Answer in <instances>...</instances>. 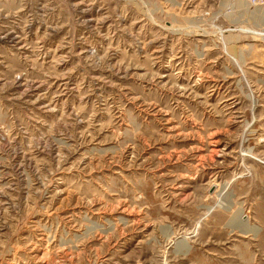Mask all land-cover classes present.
Returning a JSON list of instances; mask_svg holds the SVG:
<instances>
[{"label":"rangeland","instance_id":"rangeland-1","mask_svg":"<svg viewBox=\"0 0 264 264\" xmlns=\"http://www.w3.org/2000/svg\"><path fill=\"white\" fill-rule=\"evenodd\" d=\"M0 264H264V0H0Z\"/></svg>","mask_w":264,"mask_h":264}]
</instances>
